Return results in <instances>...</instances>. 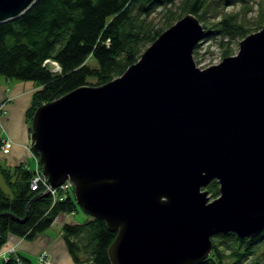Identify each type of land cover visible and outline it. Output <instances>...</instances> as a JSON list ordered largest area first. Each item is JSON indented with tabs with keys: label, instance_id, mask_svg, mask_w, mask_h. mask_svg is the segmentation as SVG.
Masks as SVG:
<instances>
[{
	"label": "water",
	"instance_id": "obj_1",
	"mask_svg": "<svg viewBox=\"0 0 264 264\" xmlns=\"http://www.w3.org/2000/svg\"><path fill=\"white\" fill-rule=\"evenodd\" d=\"M37 1L0 0V24ZM203 32L188 14L121 77L33 115L51 187L70 181L77 206L117 234L111 264H202L214 237L264 232V27L207 69L193 56Z\"/></svg>",
	"mask_w": 264,
	"mask_h": 264
},
{
	"label": "trees",
	"instance_id": "obj_2",
	"mask_svg": "<svg viewBox=\"0 0 264 264\" xmlns=\"http://www.w3.org/2000/svg\"><path fill=\"white\" fill-rule=\"evenodd\" d=\"M212 1L39 0L17 20L0 24V77L40 86L30 112L32 118L43 104L81 87L102 86L121 77L163 32L188 14L201 22L203 39L220 37L224 57H231L232 50L227 47L231 39L244 40L252 33L234 13H215V21L208 24L206 15ZM219 1L225 6L238 2L244 8L249 4V0ZM173 8L179 10L177 18ZM160 12L171 13L164 26L155 22L154 15ZM259 25L256 32L263 29ZM52 63L58 71L52 69ZM0 173L9 188L4 191L0 185V248L10 234L33 240L50 229L57 218L74 214L78 208L72 194L64 201H55L43 188L33 191L34 170L25 165L14 171L0 166ZM207 190L214 200L220 196L217 181ZM62 233L76 264H111L108 250L117 234L111 233L104 221L90 218L81 225L67 223ZM213 242L214 251L202 264H263L264 232L246 240L234 234L219 235ZM2 264L31 262L18 255Z\"/></svg>",
	"mask_w": 264,
	"mask_h": 264
},
{
	"label": "rangeland",
	"instance_id": "obj_3",
	"mask_svg": "<svg viewBox=\"0 0 264 264\" xmlns=\"http://www.w3.org/2000/svg\"><path fill=\"white\" fill-rule=\"evenodd\" d=\"M220 2L222 3L219 0L212 1L213 6L206 15L208 24L215 21V13L221 15L224 13H234L238 14L239 21L252 34L257 33L256 30L260 26L259 24L264 27V0H249L248 7L245 8L243 4L238 2L234 6L219 5L221 4ZM172 10L175 13V18H177L179 10L177 8H173ZM170 17L171 13L166 12L154 15L158 26H164ZM220 41L221 38L219 37L216 40L208 38L202 39L199 42L193 55L194 61L199 68L207 69L219 65L225 59L224 49L220 46ZM241 41L240 38L231 39L230 44L227 46L232 50L233 56L238 54ZM50 65L52 69L56 68L55 64ZM7 80L4 77H0V166L5 171H14V169L21 165L26 166L28 164L32 166L34 163L30 133L33 117H30V112L34 106V99L40 86L35 82L12 80L18 84L16 87H11L7 83ZM91 82L94 83L95 80H91ZM5 140H10L13 143L12 148L8 151H5L6 149L4 148L6 145ZM0 185L4 191H9L2 173H0ZM70 190V194L74 195V187ZM210 200L213 201L214 198L210 196ZM89 220L90 217L78 206L74 214L60 216L50 229L38 234L33 240L21 239L18 236L10 234L7 242L0 248V258H2L0 264L4 261V254L10 255L11 250L15 251L11 256L21 255L29 260L31 264H39V257L42 254L47 255L46 259L50 264H76L68 251L62 233L63 227L67 223L81 225L87 223ZM18 241L19 243L16 245ZM263 250L262 253L264 252ZM24 253L28 254V256H25ZM261 261L264 264V259Z\"/></svg>",
	"mask_w": 264,
	"mask_h": 264
},
{
	"label": "built area",
	"instance_id": "obj_4",
	"mask_svg": "<svg viewBox=\"0 0 264 264\" xmlns=\"http://www.w3.org/2000/svg\"><path fill=\"white\" fill-rule=\"evenodd\" d=\"M1 115V114H0ZM6 141V145H5V151H8L9 149L12 148V142L10 140H5ZM74 185L70 182L67 181L66 183H64L62 186H60L57 189H53L49 183V179L43 174L41 167L37 166L36 169H34V176L32 179V183H31V188L33 191L38 190V189H45L47 193H50L54 200L57 201H64L69 197L70 194V189L73 188ZM15 251H10V255L4 254V261H6L9 257H11V254H14ZM1 255V254H0ZM46 254H42L39 257V264H50L48 262V260L46 259ZM2 258H0V262H1Z\"/></svg>",
	"mask_w": 264,
	"mask_h": 264
},
{
	"label": "crops",
	"instance_id": "obj_5",
	"mask_svg": "<svg viewBox=\"0 0 264 264\" xmlns=\"http://www.w3.org/2000/svg\"><path fill=\"white\" fill-rule=\"evenodd\" d=\"M2 82H4L2 79H1ZM7 83L11 86V87H16V85L18 84L17 82H14L12 80H7ZM27 148V147H26ZM29 148V146H28ZM32 155H33V165H28L26 164V166L28 167V169H36L37 166H38V159L35 157L34 153L32 152ZM22 241V240H21ZM19 243V241L16 243V245ZM18 249V248H17ZM20 251V250H18ZM25 254V253H24ZM21 256V255H20ZM25 256H28V254H25ZM50 256V255H49ZM22 257V256H21ZM24 258V257H23ZM51 260L53 261L52 257L50 256ZM53 263V262H52Z\"/></svg>",
	"mask_w": 264,
	"mask_h": 264
},
{
	"label": "bare ground",
	"instance_id": "obj_6",
	"mask_svg": "<svg viewBox=\"0 0 264 264\" xmlns=\"http://www.w3.org/2000/svg\"><path fill=\"white\" fill-rule=\"evenodd\" d=\"M52 64H55V63H52ZM55 67H56V68H54L55 71H58L59 70V67L56 64H55Z\"/></svg>",
	"mask_w": 264,
	"mask_h": 264
}]
</instances>
